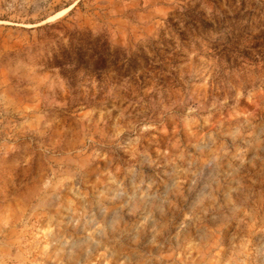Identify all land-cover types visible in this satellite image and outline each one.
Masks as SVG:
<instances>
[{"label": "rangeland", "instance_id": "rangeland-1", "mask_svg": "<svg viewBox=\"0 0 264 264\" xmlns=\"http://www.w3.org/2000/svg\"><path fill=\"white\" fill-rule=\"evenodd\" d=\"M0 264H264V0H0Z\"/></svg>", "mask_w": 264, "mask_h": 264}, {"label": "trees", "instance_id": "trees-1", "mask_svg": "<svg viewBox=\"0 0 264 264\" xmlns=\"http://www.w3.org/2000/svg\"><path fill=\"white\" fill-rule=\"evenodd\" d=\"M148 62L139 48L131 52L113 47L104 36L89 31L68 38V67L72 65L95 72L112 70L120 77H128L139 68L147 67Z\"/></svg>", "mask_w": 264, "mask_h": 264}]
</instances>
